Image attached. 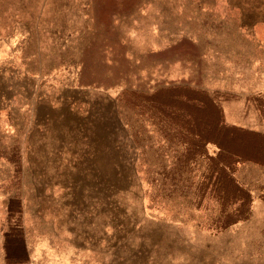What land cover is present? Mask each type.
Segmentation results:
<instances>
[{
    "label": "rangeland",
    "instance_id": "1",
    "mask_svg": "<svg viewBox=\"0 0 264 264\" xmlns=\"http://www.w3.org/2000/svg\"><path fill=\"white\" fill-rule=\"evenodd\" d=\"M235 130L264 138V0H0V264L7 233L19 264H264Z\"/></svg>",
    "mask_w": 264,
    "mask_h": 264
},
{
    "label": "trees",
    "instance_id": "2",
    "mask_svg": "<svg viewBox=\"0 0 264 264\" xmlns=\"http://www.w3.org/2000/svg\"><path fill=\"white\" fill-rule=\"evenodd\" d=\"M156 96V95H155ZM180 100V99H179ZM179 104H181L182 106H184L187 109H192L195 110L197 112L204 110L205 105L204 103H202L201 101L198 100H194V99H189V98H184L182 101H178ZM206 104L210 107H214L213 104L211 103H207ZM191 114H189L187 116L186 120V125L189 124H196L195 123V119H192ZM216 125L220 128V124L219 121L216 122ZM236 131V130H235ZM235 135V136H234ZM232 135L231 137L228 138V140L230 139L231 141L236 143L237 148L236 149H229L230 152L234 155L237 156H241L245 159H251V156L247 154L252 153L253 151H264V138L262 136L256 135V134H243L240 131H236V133ZM259 136V137H258ZM252 137H257L256 139L260 140V143H262L263 147L258 148L257 146H255L253 144V138ZM221 139V138H220ZM219 141L217 139H207L205 137H201V144L206 145V144H213L215 146H217V148H219V143H221V141H223L222 139ZM227 140V141H228ZM219 151V150H218ZM246 151L248 152L246 154ZM261 158H264V154L262 155ZM216 177V173L215 176ZM234 191H238L237 186H233ZM18 209V206H17ZM10 210V208H9ZM25 245H24V240L20 237L18 234H11V233H7L6 235H4V239H3V243H2V249L4 251V257L5 260L8 261L9 263H13V264H19L20 262H24L26 259V255H25Z\"/></svg>",
    "mask_w": 264,
    "mask_h": 264
}]
</instances>
